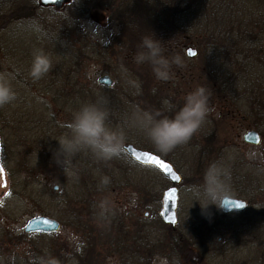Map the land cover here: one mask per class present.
<instances>
[{
	"label": "rangeland",
	"instance_id": "1",
	"mask_svg": "<svg viewBox=\"0 0 264 264\" xmlns=\"http://www.w3.org/2000/svg\"><path fill=\"white\" fill-rule=\"evenodd\" d=\"M76 1L92 6L91 0ZM109 13L94 8L88 18L75 20L71 11L43 8L36 0H0V71L12 73L17 93L14 102L0 107V148L9 153L8 175L5 172L0 182V264H35L51 258L62 264L67 255L70 264H82L80 258L89 255L83 252L90 247L86 240L92 236L91 226H113V232L121 236L117 227L126 210L137 212L140 200L152 201L140 210L141 215L147 212L150 218L158 211L170 181L156 168L139 165L126 154L97 160L86 149L65 159L57 139L68 131L67 124L83 103L103 97L108 122L123 128L124 143L151 150V142L133 123L134 113L162 109L164 100L178 108L184 96L198 86L209 96L207 116L187 143L165 154L183 178L177 224L181 235L166 253L158 250L152 264H172L177 257L183 258L180 264H258L254 260L264 258L263 48L259 49L255 36L246 40L245 49L244 41L236 45L233 36L214 44L215 48L200 38L207 46L203 50L196 39L189 41V28L186 31L179 25L186 42L181 57L176 52L165 56L179 61L171 63L176 67L170 69V79L155 78L150 87L138 90L141 78L123 69L111 55L105 56L103 47L118 32ZM189 46L197 51L193 58L187 54ZM36 49L50 56L52 67L59 63L57 76H51L52 69L38 81L28 75ZM105 73L113 78L111 87L98 82ZM68 74L75 79L69 82ZM82 87L87 90L83 89L84 95ZM247 130L258 131L261 142L246 144ZM212 163L227 169L229 196L247 201V209L225 213L212 204L202 211L201 201L193 197V186L202 183ZM16 173L17 178H12ZM37 215L57 219L61 230L25 233L27 221ZM151 229L146 227L147 238L170 236L158 225ZM194 241L199 242L197 247ZM66 242L79 253L66 250ZM188 243L189 251L183 252ZM97 248L96 253L109 255L99 257L96 264H142L134 257L127 261L122 240L112 246V252ZM145 264H150L148 256Z\"/></svg>",
	"mask_w": 264,
	"mask_h": 264
},
{
	"label": "trees",
	"instance_id": "2",
	"mask_svg": "<svg viewBox=\"0 0 264 264\" xmlns=\"http://www.w3.org/2000/svg\"><path fill=\"white\" fill-rule=\"evenodd\" d=\"M93 1L98 2L93 3ZM231 1L91 0L92 6H89L87 2L79 5L76 0H72L65 9L71 11L73 16L76 17L75 20L88 18L91 10L94 8H101L110 12L109 20L110 22H116L118 32L113 33L103 47L106 50L105 56L111 55L115 61L119 62L123 69L135 75L136 78H141L142 81L138 90H142L143 88L147 89L150 87V84L156 80V76L149 63L137 64L134 59L145 36H154L160 40L164 56L174 52H176L178 57L182 56L186 36L180 30L179 25L181 28H185L186 31L189 28V41L196 39L203 50L211 45V47L215 48L214 44H222L221 40L227 42L233 36L238 40L236 45L244 41L241 43L244 49L249 45V42L246 43V40L251 41L250 39L255 36L259 43V49L263 48L264 50V42H261L264 37V0H234L236 4ZM238 18H242V20H237ZM200 38L204 39L206 45H208L201 44ZM58 66L59 63L57 66L52 67L51 73L53 75L51 76H57L56 69ZM175 67L176 65L171 68ZM78 77L79 74L77 75ZM66 78L70 80L69 82L73 79L71 74H68ZM83 89L85 88L82 87L80 91L82 95L87 91ZM86 96H90V94L88 93ZM150 149L166 158L165 154L156 151L153 145ZM8 154L6 155L4 151L2 152V164L7 175V171L9 170ZM201 154H203L202 151ZM16 174H12V176H15L12 178H17L19 173ZM89 232L93 233V230H89ZM86 243L87 247H90L84 249L83 253L88 251L87 254L89 255L84 259L80 258L82 264L99 263L100 261L95 255V240L93 238L88 239ZM194 244L197 247L199 242L194 241ZM91 247L94 248V254ZM68 248L72 251L74 250L75 252H73L76 254L79 253L75 247L70 246L66 242L65 249L67 250ZM94 256L97 262H95ZM68 257V255L65 257L62 264H70ZM257 260L259 261L258 264H264V258L258 257L254 261ZM35 264H44V262L39 261Z\"/></svg>",
	"mask_w": 264,
	"mask_h": 264
},
{
	"label": "clouds",
	"instance_id": "3",
	"mask_svg": "<svg viewBox=\"0 0 264 264\" xmlns=\"http://www.w3.org/2000/svg\"><path fill=\"white\" fill-rule=\"evenodd\" d=\"M134 59L137 64L149 63L159 80L170 79L171 63H179L178 60L170 61L163 55L161 42L154 36L143 37ZM51 69L50 56L43 49L34 50L28 69V75L33 81L42 79ZM101 98L103 97L95 102L83 103L67 124L68 131L57 139L65 159L85 149L101 161H109L125 155L124 130L109 124L107 101L103 98L104 103H101ZM16 99L12 73L7 70L0 71V107L11 104ZM208 100L206 89L198 86L184 96L182 106L177 108L170 100H164L162 109L135 112L133 123L156 151L167 154L178 145L187 143L199 130L208 113ZM228 175L227 169L212 163L206 169L202 183L193 186V197L201 201L203 212L212 204L223 208L221 201L230 195L228 185L225 183ZM108 182V178L105 177L103 183ZM44 264H59V262L51 258Z\"/></svg>",
	"mask_w": 264,
	"mask_h": 264
},
{
	"label": "water",
	"instance_id": "4",
	"mask_svg": "<svg viewBox=\"0 0 264 264\" xmlns=\"http://www.w3.org/2000/svg\"><path fill=\"white\" fill-rule=\"evenodd\" d=\"M71 0H38V3L42 7H53L57 9L64 8ZM187 54L189 57H194L196 51L192 48H188ZM98 82L107 87L113 85V78L105 73L98 78ZM244 140L247 143L257 145L261 142V136L256 130H248L244 134ZM125 153L128 154L132 159L137 161L142 165H149L157 168L164 177H166L171 185L163 193V210L162 217L165 223H169L175 226L177 222V204L179 198L178 185L182 181L181 174L176 170V168L162 156L142 148H138L132 143H124ZM155 157V159L153 158ZM159 161V162H158ZM162 165H168L167 168L162 167ZM0 165V174H1ZM176 177H179L177 179ZM223 206L222 210L224 212L229 211H243L247 207V202L240 198H235L227 196L221 201ZM243 206V207H242ZM60 229V223L56 219L50 218L48 216L38 215L32 217L24 227V231L27 233L32 232H45L52 233L57 232Z\"/></svg>",
	"mask_w": 264,
	"mask_h": 264
},
{
	"label": "flooded vegetation",
	"instance_id": "5",
	"mask_svg": "<svg viewBox=\"0 0 264 264\" xmlns=\"http://www.w3.org/2000/svg\"><path fill=\"white\" fill-rule=\"evenodd\" d=\"M146 202V203H145ZM148 202L152 201H145L140 200L137 204V212L130 213L129 210H126L127 215H124L122 218V222H120V226L117 227V229H121L122 233L121 236L118 233L113 232L114 227L113 226H102V225H96L92 226L91 230H93L92 238L96 242L95 249L98 245L99 249L105 248L106 251L112 252V246L116 243H118L119 240H122L123 243V249L126 251L127 254V261H129L130 258L134 257L136 258L140 263L145 264L148 260H150V264H152L155 259V256L157 255V251H163V253H166L164 250L169 251V248L175 247V239L178 236H180V232L178 231L177 224L179 222V219L177 218V224L175 226H172L170 224H167L163 221L161 216L162 211V203L161 208L158 211H154V214L150 216L147 212H144L143 215H141L140 210L145 209L148 205ZM149 204V203H148ZM153 204V203H152ZM150 206V204H149ZM148 206V207H149ZM145 211V210H144ZM153 226H160L167 230L169 233V237L161 238L157 237L156 235L150 238H147V231L146 227L149 226V229L152 230ZM148 229V228H147ZM178 241L182 244V238L179 237ZM220 241V239H219ZM178 243V242H177ZM98 249V248H97ZM98 249V250H99ZM181 249L183 247L181 246ZM189 251V243L186 245L185 251ZM158 252V253H159ZM102 251H99V253H95V255L99 258L101 257H107L109 254L106 253L102 256ZM183 258L177 257V261L171 260L172 264H180ZM100 260V259H99ZM181 264H188L187 263H181Z\"/></svg>",
	"mask_w": 264,
	"mask_h": 264
},
{
	"label": "snow or ice",
	"instance_id": "6",
	"mask_svg": "<svg viewBox=\"0 0 264 264\" xmlns=\"http://www.w3.org/2000/svg\"><path fill=\"white\" fill-rule=\"evenodd\" d=\"M154 159H155V157H153ZM159 162V161H158ZM162 167H165V168H167L168 167V165H162ZM177 179H179V177H176ZM243 207V206H242Z\"/></svg>",
	"mask_w": 264,
	"mask_h": 264
}]
</instances>
